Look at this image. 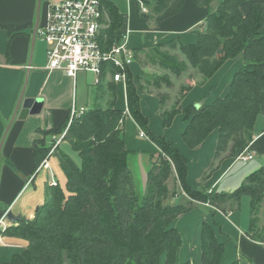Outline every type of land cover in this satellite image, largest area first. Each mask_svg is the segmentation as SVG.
Wrapping results in <instances>:
<instances>
[{
	"label": "trees",
	"instance_id": "1",
	"mask_svg": "<svg viewBox=\"0 0 264 264\" xmlns=\"http://www.w3.org/2000/svg\"><path fill=\"white\" fill-rule=\"evenodd\" d=\"M134 1L146 8L145 18L152 25L179 13L184 2ZM248 1L196 0L199 7L206 9V18L193 31L195 43L184 45L174 39L159 45L174 50L178 44L186 62L203 80L212 77L226 61L238 57L242 60L223 98L200 108L190 105L185 108L186 114L182 113L187 125L181 138L190 149L199 147L212 131H217L212 165L245 151L253 140L258 119L264 117V1H251L243 15L240 6ZM103 7L108 27L101 41L103 47H109L124 34L125 18L114 4L104 1ZM6 30L9 39L20 33ZM150 53L158 54V46L135 50L134 60L140 61L143 56L175 76L184 71L185 65L176 58L167 57L161 63L149 57ZM152 84L170 85L165 77H158ZM99 86L95 106L74 116L69 126H66L68 115L58 130L37 131L42 138L33 142L34 169L52 147L45 137L59 136L66 130L53 152L64 182L45 186L44 203L32 220L21 219L0 232L3 237L26 243L21 253L0 264H160L162 260L163 264H194L177 261L181 238L172 223L199 203L208 202L211 208L228 213L229 203H239L241 197L250 201L247 236L264 243V228H259L254 218L262 205L264 209L263 167L249 174L229 194L192 190L186 184L187 160L170 140L148 128V120L139 109L138 90L127 71L125 97L129 117L157 148V153L148 154L145 187L138 195L128 168L132 152L125 149L123 139L126 115L112 105L100 106L105 94L113 99L114 84ZM176 114L161 111L163 127H169ZM177 184L184 198L182 203L172 204L180 197ZM200 244L201 264H222L223 245L217 241L211 225L202 224ZM240 261L231 264H241Z\"/></svg>",
	"mask_w": 264,
	"mask_h": 264
},
{
	"label": "crops",
	"instance_id": "2",
	"mask_svg": "<svg viewBox=\"0 0 264 264\" xmlns=\"http://www.w3.org/2000/svg\"><path fill=\"white\" fill-rule=\"evenodd\" d=\"M47 1L0 0V219L3 213L9 211L14 216H21V219L31 220L44 203V189L51 178L49 171L56 182H64L53 155L47 159L48 170L38 167L34 169L33 142L42 138L37 131L58 130L72 107L87 110L90 108L88 103L95 102V94L90 95L84 86L77 83L78 74L85 72H78L73 80L62 71L45 69L46 44L35 35L34 28L44 22ZM103 1L114 4L124 16V41L133 53L135 50L145 51L164 45L174 39L184 45L193 44L196 36L191 31L201 26L206 18V9L199 7L196 0H184L179 13L158 25H152L144 19L145 14L134 0ZM251 1L253 0L240 6L243 15L248 11ZM6 28L13 33L14 30L20 33L13 34L9 39ZM134 61L130 66L133 76L140 71ZM241 64L240 57L228 60L205 82L199 78L198 83L189 86L179 106L182 109L190 105L203 107L217 98H223L232 75ZM106 83L103 80L100 84ZM97 88L96 86V90ZM107 95H104L103 100L110 97ZM25 98H39L43 101L40 114L29 115L24 120L14 118L11 121L20 99ZM158 98L159 96L152 93L139 97L140 112L147 118L148 128L155 135L170 140L187 160L186 184L192 190H205L208 194H229L249 174L260 167L264 168L263 118L257 122L253 140L246 148V152L253 156L252 160L243 163L235 158L222 159L217 163L214 173L208 175L201 184L202 172L214 155L217 131H212L195 150H189L179 138L187 125L181 114L174 117L169 127H160ZM113 100L116 109L122 108L123 111L126 108L123 84L114 85ZM124 123L125 149L136 155L145 187L149 169L147 154L156 153L157 148L151 142H142L135 138L134 131L138 128L130 118H126ZM129 129L133 133L128 132ZM143 164L147 167L143 168ZM144 187L138 195L143 193ZM176 192L184 198L178 184ZM227 209L230 211L223 213L199 203L194 210L172 223L181 238V247L177 251L179 263L189 261L201 264L200 231L202 224L206 223L212 226L217 241L223 245L220 259L222 264H231L240 259L245 264H264V243L255 242L247 236L251 217L249 198L241 197L239 203L230 202ZM7 223L9 226L15 225L8 221ZM25 246L24 241L0 237V263L9 262Z\"/></svg>",
	"mask_w": 264,
	"mask_h": 264
},
{
	"label": "built area",
	"instance_id": "3",
	"mask_svg": "<svg viewBox=\"0 0 264 264\" xmlns=\"http://www.w3.org/2000/svg\"><path fill=\"white\" fill-rule=\"evenodd\" d=\"M103 2V0H48L46 2L44 22L35 31V35L47 46L46 70L62 71L73 80L78 72L91 73L95 76L96 86H99L103 80L114 85L125 86L126 74L134 61V53L128 49L123 35L119 42L109 47L102 46L104 30L108 27ZM140 9L142 13H147L141 3ZM84 111V108L72 107L69 115L77 116ZM65 133L66 130L57 140L54 138L55 142L38 169H49L47 159L53 155ZM138 136L145 138V134L141 131ZM252 158L253 156L245 150L235 159L248 162ZM49 173L51 178L48 185L56 186L57 182L51 171ZM203 205L210 207L208 202ZM7 212L0 219V227L9 226L6 220Z\"/></svg>",
	"mask_w": 264,
	"mask_h": 264
},
{
	"label": "rangeland",
	"instance_id": "4",
	"mask_svg": "<svg viewBox=\"0 0 264 264\" xmlns=\"http://www.w3.org/2000/svg\"><path fill=\"white\" fill-rule=\"evenodd\" d=\"M213 8H214V6H213ZM144 19L149 22V19H147L145 17H144ZM194 30L195 29H193V31ZM193 31H191V32H193ZM157 46H158V54L159 55L156 54L157 55L156 56V55L150 53L149 57L155 58V60L157 62H161V63L164 62V61H166L167 60L166 59L167 57H174V58L177 59V61L179 63L180 62H183V64L185 65L184 71L179 76H175L172 73H170L168 70H164L160 66L152 64L150 62V60H146L145 57L143 58V56H142L140 58L141 63H140V61H137V60L134 61L136 63V65L139 66L140 71H139V73L137 75H135V76L132 75V79H133L134 84L136 85V88L138 90V93H139V97L140 98L147 96L149 93H152V94H155V95L159 96L158 99H159L160 106L158 105V108H159L158 117L160 119V121H159L160 122V127L161 128H165V127H163V124H162L161 111H163V112L164 111L165 112L175 111L177 113L176 115L181 114L183 116V118H184V115L182 113L184 111V113L186 114L185 108L182 109L179 106L180 105V102L182 100L181 98H184V95L187 92V90L189 89V86L190 85L193 86L196 83H198V79L199 78H201V80L203 82H205L207 79L206 80H203L202 76L194 68H192L190 66V64H188L186 62L183 54L179 51L178 44H177V46L175 47L174 50H170L169 48H165V47H162V46H159V45H157ZM46 49H47V46H46ZM158 77H165V78H167V80L169 81V84H170L169 87L168 86L166 87L164 84L153 85L152 84L153 81L157 80ZM138 78H140L139 81H137ZM93 80H94V76L91 73H88V74H86V73H80L77 76V83H78V85L84 86L86 88V90H88V92H89L90 95L95 94V90H96V85L93 84ZM101 85L102 84H100V86ZM200 86L201 85H199V87ZM107 96H109V95H107ZM125 102H126V97H125ZM99 103H100V106L103 107V108H106L107 106H111L112 105L113 108L116 109L115 108V105H114V100L111 99V97H108L107 99L101 100V101H99ZM95 104H96L95 102L90 101L88 103V107L92 108L93 106H95ZM195 107L200 108V106H195ZM120 110H122V108ZM188 112H191V110H189ZM123 113H124V115H126L125 116V119L126 118H130L129 117V114H128L127 108H125L123 110ZM73 117H74V115H69V118H68V121H67L66 126H68L71 123ZM187 117H188V115H187ZM263 118L260 117L258 119V123L260 122V120L262 121ZM126 124H127V121H126ZM124 126H125V123H124ZM124 131H125V128H124ZM124 131H123V139H124V136H125V132ZM139 131H141V130L140 129H138V130L135 129V131H134L135 138L138 141H142V142L149 143L150 142L149 140H145V139H143V137L142 138L140 137L143 140H141L139 138V136H138ZM173 131H174L173 133H175L176 132V129H174ZM128 132L133 133L131 131V129H129ZM141 132H143V131H141ZM59 136L58 135L47 136V137H45V141L47 142L48 145L49 144H53L55 142V141H53L54 138H56V140H57ZM145 138H146V135H145ZM179 138H180L181 142H183L181 136H179ZM187 148L189 150H195L196 149V148L195 149H190L189 147H187ZM145 156H146V153H145ZM154 160H155V158H154ZM201 161L203 163V159ZM52 162H53V160H52ZM240 162H242V161H240ZM139 163H140V161H139ZM212 163H213V157L211 158V160L209 161L208 164L206 162L207 167L203 170L202 177L200 178L201 179V184L207 179L208 175H210L211 173H214V171L216 169L215 166H217V162H215V165H212ZM243 163H245V162H243ZM146 167L143 164V168H146ZM128 168H129V171H130V173H131V175L133 177L134 190H135V192L137 194L138 193H141V191H142V189L144 187V178H143V175L141 173V169L138 166V160L136 161V155L133 154V153H131L129 155V158H128ZM58 183L59 184H62V183H60V180L58 181ZM182 201H183L182 198L179 199V200L176 199V200H173L172 201V204H174V203H182ZM254 218L258 222L259 228L260 227L261 228H264V209H263V205L261 206V208L258 211V213L255 214V217ZM11 226H15V225H11ZM4 230H5V228H3V226H1L0 227V232H3ZM0 237H3V236L0 235ZM5 238H8V237H5ZM240 262H241V264H245L244 261H240ZM160 264H163V260L161 261Z\"/></svg>",
	"mask_w": 264,
	"mask_h": 264
},
{
	"label": "water",
	"instance_id": "5",
	"mask_svg": "<svg viewBox=\"0 0 264 264\" xmlns=\"http://www.w3.org/2000/svg\"><path fill=\"white\" fill-rule=\"evenodd\" d=\"M36 29H37V25L34 28V32L36 31ZM42 106H43V101L39 98L37 99L25 98L23 100L20 99L19 103L16 106L11 121H13L14 118H17L18 120H24L29 115H38L41 112ZM10 123L7 129L9 128ZM6 220L10 223H16L21 220V216H14L12 215L11 212L8 211L6 214Z\"/></svg>",
	"mask_w": 264,
	"mask_h": 264
}]
</instances>
